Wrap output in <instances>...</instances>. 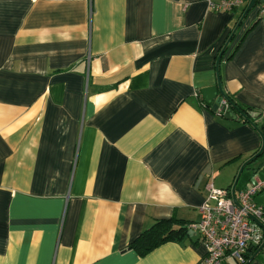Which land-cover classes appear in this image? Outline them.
<instances>
[{
	"label": "crops",
	"instance_id": "1",
	"mask_svg": "<svg viewBox=\"0 0 264 264\" xmlns=\"http://www.w3.org/2000/svg\"><path fill=\"white\" fill-rule=\"evenodd\" d=\"M244 7L0 0V264H196L205 255L191 231L144 255L130 244L158 220H198L207 183L230 188L261 145L236 110L226 119L198 96L216 83L215 58ZM219 79L264 122L256 8L227 44ZM242 172L235 193L264 179V153ZM252 200L264 203V189ZM262 263L264 250L249 264Z\"/></svg>",
	"mask_w": 264,
	"mask_h": 264
},
{
	"label": "built area",
	"instance_id": "2",
	"mask_svg": "<svg viewBox=\"0 0 264 264\" xmlns=\"http://www.w3.org/2000/svg\"><path fill=\"white\" fill-rule=\"evenodd\" d=\"M214 10L229 12L248 0H220L213 3L205 0ZM258 16L264 15V0L255 2ZM227 106L222 100L217 113ZM208 193L198 206L199 219L185 225L193 231L205 244L206 253L196 264H222L227 258L234 259L237 264L246 260V251L257 248L264 241V229L249 218L254 216L264 225V203H256L252 197L264 189V179L255 178L250 186L236 193L239 206L234 205L230 188H216L211 182L207 185ZM264 264V263H262Z\"/></svg>",
	"mask_w": 264,
	"mask_h": 264
},
{
	"label": "water",
	"instance_id": "3",
	"mask_svg": "<svg viewBox=\"0 0 264 264\" xmlns=\"http://www.w3.org/2000/svg\"><path fill=\"white\" fill-rule=\"evenodd\" d=\"M255 2H256V0H248V2L245 5L239 19L236 22L234 28L232 29V31L230 32V34L226 38L224 44L222 45L221 49L219 50V52L215 58L214 69H215L216 83L214 85L201 88L199 93H198V96H199L200 100L203 102L204 106L207 108H210V110L213 112H217V109L221 105L222 100H226L224 92L221 88L220 79H219V62H220L221 56H222L227 44L232 39L235 31L240 26L242 20L246 17L247 13L250 12L254 8ZM233 110H236L238 112L237 108L233 104H231V103L228 104V102H227V106L222 108L221 114L226 119H234L235 115L233 114ZM250 115L253 118L255 117L254 114H250ZM246 119L248 122H250L252 124L250 117H246ZM254 128L258 131V133L260 135L261 145L254 154L249 156L246 160H244L241 163V165L239 166L238 171L234 177L233 183L230 187V193H231L232 201H233L234 205H236V206H239V204H238L237 199H236L235 187H236V184H237V181L240 177L241 172L243 171V169L246 165H248L249 163L254 161L257 157H259L262 154V152H264V133H262L260 130H258L256 128V126H254ZM248 216L252 221H254L262 229H264V225H262L254 216H252L250 214ZM248 250H250V248ZM262 250H264V241H262V243L256 248L255 252L249 258H247L243 264H249L256 257L257 254L262 252Z\"/></svg>",
	"mask_w": 264,
	"mask_h": 264
},
{
	"label": "trees",
	"instance_id": "4",
	"mask_svg": "<svg viewBox=\"0 0 264 264\" xmlns=\"http://www.w3.org/2000/svg\"><path fill=\"white\" fill-rule=\"evenodd\" d=\"M257 1H260V0H257ZM224 95H225L226 100L228 101V104L229 103L233 104L237 108V110L240 114L238 112L237 113L243 119L247 120L246 117H250L252 124L254 126H256V128L258 130H260L262 133H264V122L259 123L257 125L255 122H253L256 120V118L255 117L253 118L250 115V114H256V113L250 111V108H246V107H243V106L236 104L235 102H233L231 97H229L225 93H224ZM218 114L222 115L221 113H218ZM256 151H254L252 154H254ZM262 153H264V152H262ZM248 165H246L244 168H246ZM242 173L238 179L235 190L238 188V185L241 182ZM187 232H188V230L184 226V222H181V221L176 220V219L173 220V218L172 219L170 218V219L158 220L149 229L145 230L140 235H138L131 242L130 246L133 247L138 252L139 255H144L148 251H150L151 249H153L154 247L158 246L159 244H161L165 241L182 240V238L187 235ZM252 249L256 250V248H250V250H252ZM246 256H247V254H246Z\"/></svg>",
	"mask_w": 264,
	"mask_h": 264
},
{
	"label": "rangeland",
	"instance_id": "5",
	"mask_svg": "<svg viewBox=\"0 0 264 264\" xmlns=\"http://www.w3.org/2000/svg\"><path fill=\"white\" fill-rule=\"evenodd\" d=\"M191 232H193V231H191ZM194 233V232H193Z\"/></svg>",
	"mask_w": 264,
	"mask_h": 264
},
{
	"label": "bare ground",
	"instance_id": "6",
	"mask_svg": "<svg viewBox=\"0 0 264 264\" xmlns=\"http://www.w3.org/2000/svg\"><path fill=\"white\" fill-rule=\"evenodd\" d=\"M228 102V101H227Z\"/></svg>",
	"mask_w": 264,
	"mask_h": 264
}]
</instances>
